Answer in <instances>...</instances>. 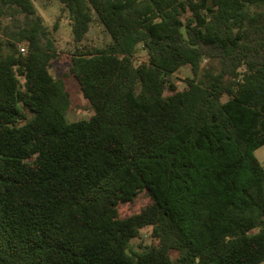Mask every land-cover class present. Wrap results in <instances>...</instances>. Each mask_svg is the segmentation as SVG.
<instances>
[{
	"label": "trees",
	"instance_id": "obj_1",
	"mask_svg": "<svg viewBox=\"0 0 264 264\" xmlns=\"http://www.w3.org/2000/svg\"><path fill=\"white\" fill-rule=\"evenodd\" d=\"M0 1L26 18L0 55V264L264 261V0H60L61 76L34 1ZM94 20L104 47L81 44Z\"/></svg>",
	"mask_w": 264,
	"mask_h": 264
},
{
	"label": "rangeland",
	"instance_id": "obj_2",
	"mask_svg": "<svg viewBox=\"0 0 264 264\" xmlns=\"http://www.w3.org/2000/svg\"><path fill=\"white\" fill-rule=\"evenodd\" d=\"M37 8V14L41 17L44 25L48 28L47 38H43L44 42L50 39L53 42L57 56L52 63V72L55 76H61L69 67L70 53L75 47L71 26L69 24V17L67 12L61 10L62 3L60 0H33ZM0 55L11 51V47L7 44V39H12L13 33L19 30V27L25 22L24 13L18 11L15 7L3 6L0 1ZM111 38L106 28L94 20L91 23L90 29L87 32L85 40L82 45H95L97 47H104L110 42ZM27 46L26 42L19 43ZM137 62L146 58V51L140 49L137 52ZM208 62L205 61V64ZM211 63V62H210ZM215 68L219 67V63L212 61ZM192 73L188 66L182 67L179 71L171 75V79L175 81L179 88L186 84V79L191 77ZM67 87L71 92L72 105L67 111V118L70 121L88 118L92 109L89 107V100L83 95L80 85L74 77L66 79ZM256 157L260 160L264 167V144L254 151ZM151 201L149 195L145 191H141L136 196L135 200L128 203H121L119 210L122 216L132 214L139 211L143 206ZM149 228L143 230L148 232ZM138 240H133L136 245ZM260 264H264V261Z\"/></svg>",
	"mask_w": 264,
	"mask_h": 264
},
{
	"label": "built area",
	"instance_id": "obj_3",
	"mask_svg": "<svg viewBox=\"0 0 264 264\" xmlns=\"http://www.w3.org/2000/svg\"><path fill=\"white\" fill-rule=\"evenodd\" d=\"M20 46V50L22 51V53L26 52V46L25 45H19Z\"/></svg>",
	"mask_w": 264,
	"mask_h": 264
}]
</instances>
